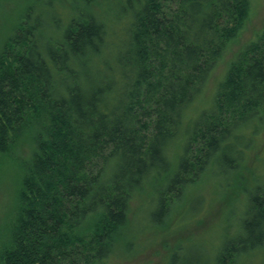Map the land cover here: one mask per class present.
I'll list each match as a JSON object with an SVG mask.
<instances>
[{
  "label": "trees",
  "instance_id": "trees-1",
  "mask_svg": "<svg viewBox=\"0 0 264 264\" xmlns=\"http://www.w3.org/2000/svg\"><path fill=\"white\" fill-rule=\"evenodd\" d=\"M20 1L0 24V167L19 181L0 264H136L154 247L138 264H177L199 230L190 264L263 263L264 26L231 54L253 0Z\"/></svg>",
  "mask_w": 264,
  "mask_h": 264
},
{
  "label": "rangeland",
  "instance_id": "rangeland-1",
  "mask_svg": "<svg viewBox=\"0 0 264 264\" xmlns=\"http://www.w3.org/2000/svg\"><path fill=\"white\" fill-rule=\"evenodd\" d=\"M21 2L20 0H0V24H5L7 22H10L14 19L15 13L14 8L17 6V4ZM264 26V0H253V7H252V15L250 18V22L247 24L244 33L242 34V37L238 40L237 44L234 45L233 51L231 54L238 51L241 46L247 42L249 39H251L262 27ZM226 69V63L220 65L218 69L215 72L214 80L209 84V87L214 86V83L218 78L222 76ZM214 87L211 88V92ZM210 95V92H208ZM207 103L205 102L204 105ZM28 146L25 147L23 150V154L28 151ZM18 189H19V181H18V170L14 167L13 162L11 161V158H6L3 161V165L0 167V232L3 231L4 227L6 228L7 224L10 221V218L14 215V212L16 211L17 206V196H18ZM198 203L194 202L191 203L190 209L192 207L197 206ZM140 203H134L132 208V218L135 221V225L139 223L140 218L136 215L139 210ZM190 214V213H189ZM187 215V218L184 220L185 223L182 225L184 226V232L188 228V226L192 223H187L188 218L190 215ZM147 222H144L145 224H142L146 228L149 227V229L155 230L153 227L158 228L156 224H159V220L152 221L150 220V215L146 217ZM213 218L209 219V222L204 226H196V229H201L204 227H214L217 223V221H213ZM213 221V222H212ZM212 222V223H211ZM225 218H221V220L218 223V227L223 228L226 227ZM234 222V220H232ZM161 223V222H160ZM211 223V224H210ZM233 225V223L231 224ZM233 229H236V227H232ZM215 229V228H214ZM233 229H231V233H234ZM193 230V229H192ZM191 230V231H192ZM206 230V229H205ZM203 230H199L196 233V236H200V233H202ZM213 231V228L211 229L210 233ZM147 239L143 237V242L147 244H152L151 247L155 246L156 243L160 240L157 239L156 236H151V234H146ZM194 238L193 240H189L181 250L177 252V260L179 261L177 264H190L191 260H195L196 262L200 259H203L202 252L203 248L206 246L203 244V242L200 239ZM200 238H203L200 236ZM204 240H207L203 238ZM175 240V239H174ZM212 244H215V239H212ZM209 242V240H207ZM206 242V244H207ZM218 242V240H216ZM216 245V244H215ZM150 247V248H151ZM159 247H154V250L151 248L144 255H141L140 257L136 258V261H134L136 264L139 262H148V259H152L153 261L159 260L160 256L159 254L157 256H152L153 252ZM163 248L160 249V255L163 252ZM138 260V261H137ZM201 261V260H200ZM192 262V261H191ZM251 264H260L259 260H256L252 262ZM261 264H264L261 263Z\"/></svg>",
  "mask_w": 264,
  "mask_h": 264
}]
</instances>
